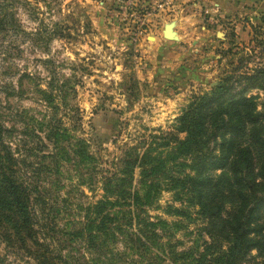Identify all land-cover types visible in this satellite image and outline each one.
Wrapping results in <instances>:
<instances>
[{"label":"trees","instance_id":"1","mask_svg":"<svg viewBox=\"0 0 264 264\" xmlns=\"http://www.w3.org/2000/svg\"><path fill=\"white\" fill-rule=\"evenodd\" d=\"M11 7L0 0V33L15 26ZM62 36L49 30L46 40ZM252 39L264 47L262 32ZM246 60L193 96L171 131L140 134L108 162L72 134L81 116L66 100L68 81L36 87L48 111L32 118L34 145L20 153L16 130L0 120V240L34 264H264V100L251 93L264 91V64L241 72ZM65 179L98 194L58 228L46 195ZM163 192L171 202L161 207ZM191 215L201 224L183 245L174 234Z\"/></svg>","mask_w":264,"mask_h":264},{"label":"rangeland","instance_id":"2","mask_svg":"<svg viewBox=\"0 0 264 264\" xmlns=\"http://www.w3.org/2000/svg\"><path fill=\"white\" fill-rule=\"evenodd\" d=\"M44 2L12 0L15 26L0 33V120L16 130L20 153L22 144L35 141L32 118L48 111L35 88L45 89L51 78L68 81L66 100L81 116L76 126L72 123V134L85 138L90 152L108 162L140 134L171 131L193 96L209 90L238 59L247 56L241 72L264 64V47L260 54L252 39L254 33L264 34V0ZM167 24L173 39L162 37ZM49 30L63 36L47 42ZM251 93L258 95L257 102L264 100V91ZM62 182L64 187L46 195L48 216L55 215L58 228L79 215L77 205L98 194L74 181ZM168 202L169 193L163 192L158 204ZM149 214L173 217L161 210ZM191 219H179L183 226L174 234L183 245L201 224ZM67 247L73 258L81 253L78 244ZM0 264L34 262L0 240Z\"/></svg>","mask_w":264,"mask_h":264},{"label":"water","instance_id":"3","mask_svg":"<svg viewBox=\"0 0 264 264\" xmlns=\"http://www.w3.org/2000/svg\"><path fill=\"white\" fill-rule=\"evenodd\" d=\"M161 34L164 39H173L175 37L174 31L169 24L163 26Z\"/></svg>","mask_w":264,"mask_h":264}]
</instances>
